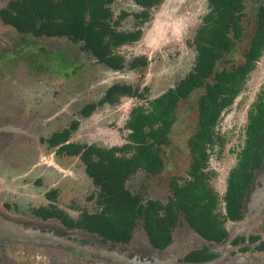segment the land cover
<instances>
[{
    "label": "trees",
    "instance_id": "1",
    "mask_svg": "<svg viewBox=\"0 0 264 264\" xmlns=\"http://www.w3.org/2000/svg\"><path fill=\"white\" fill-rule=\"evenodd\" d=\"M206 12L201 16L189 46L194 52L189 70L172 86L146 100L142 87L130 83H113L96 101L84 103L78 118L53 131L44 139L48 147L62 156L76 157L83 172L96 187L93 212L83 210L76 218L68 217L53 203L33 208L45 219L57 217L68 229H83L111 242H127L135 222L142 228L153 247L163 248L170 242L171 228L181 213L191 228L205 239H221L226 233L223 223L238 219L241 201L254 170L264 155V88L246 111L243 140L235 162L227 171L221 196L210 184L213 175L208 167L210 150L223 141L215 130L220 115L242 90L249 73L264 50V2L257 6L255 21L242 60L229 67L216 68L223 53L232 50L243 33L241 19L243 0H205ZM112 0H8L0 7V22L17 32L45 37H67L79 42L80 48L95 63L113 70H136L144 67V55L125 59L117 49L136 42L142 25L161 0H132L138 7L131 13L133 25L119 28L129 14L125 10L114 15ZM201 90L196 99V123L186 140L188 168L179 183L170 179L171 196L166 203L143 198L126 187L136 172L158 174L164 167L162 147L169 145V134L180 101L194 90ZM121 97L142 99L130 107L123 123L124 141L119 145L100 146L69 140L81 118L88 117L102 104H115ZM45 197L54 201L55 191ZM92 197V196H91ZM144 201V204L141 202Z\"/></svg>",
    "mask_w": 264,
    "mask_h": 264
},
{
    "label": "rangeland",
    "instance_id": "2",
    "mask_svg": "<svg viewBox=\"0 0 264 264\" xmlns=\"http://www.w3.org/2000/svg\"><path fill=\"white\" fill-rule=\"evenodd\" d=\"M6 1L8 0H0V7ZM263 2L264 0H243L244 10L241 19L243 33L240 39L235 42L232 50L223 53L220 61L216 64L217 69L229 67L232 63L242 60L243 51L247 47L253 30L254 13L257 6ZM109 6L114 15L121 10H125L129 14L120 21L119 28L125 29L133 25L131 13L137 11L138 7L132 0H112ZM206 10L205 0H161L151 9L150 19L142 25L140 38L132 44L123 45L117 49L127 60L134 56L144 55L147 59L146 65L136 70L125 68L119 72L109 71L95 63L92 57L83 54L79 42L77 44H62L58 50L48 53L49 56L52 55L50 59L43 60L42 53L36 51L33 45L24 46L30 40L29 34L26 36L10 26L1 25L0 22V38L8 43L4 50L0 46V113H11L12 116H8L16 118L20 110L25 107H28L29 113L37 111L40 115L53 110L54 113L45 114V118L57 114L60 117L55 120L54 127L46 130L48 133L51 131L50 129H60L66 126L72 118L76 117L74 115H77V110L82 102L95 98L101 91V85L104 86L109 81L119 80L123 83H130L140 90L142 87H146L147 90L143 91V97L148 100L172 86L191 67L194 52L188 42ZM58 43L54 41V47ZM33 61L39 62L42 68L32 67ZM82 62H87L88 66L80 70ZM90 65H95L96 69L89 68ZM7 68L10 69L7 71ZM73 71L74 73L71 74ZM59 78L61 85L56 83L59 82ZM72 85L74 91L70 93L69 88ZM263 88L264 50L249 73L242 90L232 104L221 113L215 126L223 143L221 146L215 145L210 150L208 167L213 172L210 184L218 196L222 195L227 171L233 166L236 153L242 144L246 111L256 94ZM200 92V89L194 90L177 106L175 121L169 134V145L161 149L164 162L162 170L155 175H149L144 171L134 173L125 184L131 192L138 193L143 198L164 199V196L170 192V179H176L181 183L186 177L188 168L186 140L195 129L196 99ZM53 98H55V105L59 109L50 105L48 100ZM144 102L142 99L121 97L115 104L98 107V110L91 113L88 121H82L76 132L71 134L70 139L76 142H93L102 146L121 144L125 138L123 123L128 110L133 105ZM66 107L72 112L69 116H66ZM20 128L19 124L1 123L0 133L16 135L21 131ZM22 135L19 133L18 137L20 138ZM17 138L15 136L13 138L12 150L10 148L7 150V153H11V155L15 152L12 155L14 159L10 161L11 170L4 166V161L0 170V192L5 190L8 194L7 196L0 194V203L5 202L8 207L6 211L0 207V221L14 227L67 234L80 245L98 242L97 237L87 232L68 231L54 220L42 221L30 216L29 207L43 202V192L53 185L54 179L58 185L55 203L59 208L71 216H75L82 209L92 211L95 207L93 201L85 198L92 192V189L88 185L90 181L84 177L82 165L76 157L54 156L55 154L52 153L54 149L48 148L45 144L40 149L38 142L36 145L32 139L18 140ZM19 152L22 157L18 159L14 156H19ZM35 156L38 164L40 162L51 164L57 168L59 175L46 178L45 172L39 170L33 172L32 164L35 163ZM52 156L55 157L59 165L54 163ZM1 158L7 160L5 156ZM263 180L264 159L262 169L256 175V184L244 201L243 218L240 222L229 224V233L236 225H248L250 222H255L257 214L264 215V186L260 187ZM260 234L264 239V231ZM0 242L44 247L49 249L53 259L66 264L70 260L69 255L77 253L69 248L29 240H11L0 236ZM210 245L215 251L218 250L217 245ZM57 250L63 251V253L60 255L56 253ZM118 251H125V249ZM263 253L264 251L255 253L254 256L260 257ZM77 254L81 255L79 252ZM91 257L100 262L112 263L94 256ZM251 264L257 263L251 262Z\"/></svg>",
    "mask_w": 264,
    "mask_h": 264
},
{
    "label": "flooded vegetation",
    "instance_id": "3",
    "mask_svg": "<svg viewBox=\"0 0 264 264\" xmlns=\"http://www.w3.org/2000/svg\"><path fill=\"white\" fill-rule=\"evenodd\" d=\"M1 25H4V24L1 23ZM22 34H25V33H22ZM29 38H30L29 42H27L24 46L33 45L35 47L36 51H39L40 53H42L43 60L50 59L52 57V55L49 56L48 53H52L53 50H58L60 48V46H62V44L65 45V43L66 44H68V43L77 44L78 43V42H73L64 36L63 37H45V36H34V35L29 34ZM54 41L59 42L56 47H54ZM0 46L3 48V50L6 49V47L8 46L7 41L1 40V38H0ZM81 51L83 52V54H86L87 57L89 56L83 50H81ZM33 63L34 64L31 63L32 67H35L36 69L42 68V66L39 62L33 61ZM86 66H88L87 62H82V66L79 69L81 70L83 67L85 68ZM92 67L95 68V65L89 66V68H92ZM9 69L10 68H7V71ZM107 69H109V68H107ZM94 71L97 72L96 70H94ZM109 71L119 72V70H113V69H109ZM91 72L93 73V70H91ZM73 73H74V71L71 72V74H73ZM56 83H58V84L60 83V85H61L60 78H59V82L57 81ZM113 83H123V82H120L119 80H114V81H109L104 86L101 85L100 93L97 94L95 98L83 101L82 105L86 102L98 100L100 98V96L104 93L106 88L109 87ZM69 91H70V93H72L74 91L73 85L71 88H69ZM48 101L50 102V105H54V108L57 107L55 105V102H56L55 98H53L52 100H48ZM104 104H107V103H104ZM104 104H102L101 106H103ZM107 105H111V104H107ZM80 107L78 108V110L80 109ZM57 109H59V107H57ZM78 110H77V112H78ZM65 111H66V116H69L72 113V112H70L71 110H69L68 107L65 108ZM52 112L54 113L53 110L48 112V113H52ZM48 113H44L42 115H40L37 111L29 113L28 107H25V109H21L20 113H18V117H16V118L9 117V116H12L11 113H8V114L5 113L7 115L0 113V124L1 123H7V124L8 123H10V124L14 123V124H19V128L21 127L20 128L21 131L17 132L16 135L6 134L3 132L0 133V144H1L0 145V170L2 169V164L4 162H5L4 166H7V168L8 169L10 168V170H11L10 161L12 159H14L12 157V155H14L15 152H13V154L11 155V153H7L8 152L7 150L9 148L12 150L13 138H14V136L17 138L19 133L23 134V135L20 138L18 137L17 138L18 140L23 139V138L32 139L35 141L36 145H37L36 142H38L40 149L42 148V146L44 144L47 146V144L44 142V139L47 136H49L53 131L58 130V129H53V130L50 129L51 131L48 133L46 130L48 128L54 127L55 120L58 117H60L57 114L56 116L51 115L48 118H45V116H46L45 114H48ZM74 116H76V117H74L72 119L78 118V114L74 115ZM71 117H73V116H71ZM42 119H44V120H42ZM45 133H47V134H45ZM70 137H71V135H70ZM70 137H69V140H70ZM36 145H35V149L37 147ZM48 148H52L55 150V148H53V147H48ZM54 150L52 152L53 155L54 154H55L54 156L58 155L55 153ZM3 156H5L7 158V160L6 159L3 160L1 158ZM54 156H52V159L55 161L54 163L59 165L56 162V159ZM14 157H18V159H19L20 157H22V154L19 152V156L15 155ZM66 157H68V156H66ZM69 157H71V156H69ZM18 159L16 158V160H18ZM36 159H37V157L35 156V160H34L35 163L32 164L35 167L34 168L32 166L33 172H36L37 170L45 172L46 178H53L54 175L59 173L57 168H55L51 164H46L45 162H40L38 164V161H36ZM263 159H264V155L262 157V160H261L259 167L254 170L252 179H251V181H250V183H249V185H248V187H247V189L243 195V198L241 201V209H240L241 213H240L239 218L235 219V220H227L223 223V228L225 230L226 235L224 238H221L218 240L211 239V238L205 239V238L201 237L200 234L196 230H194L193 228L190 227V225L186 222V220L183 218L181 213L178 215V217L175 221V224L171 228L170 242L166 246H164L163 248L153 247L149 243V241L145 235V232L142 228V221L140 219H138L135 222L134 227L131 229L130 237H129L127 242H119V241L111 242L107 239L105 241H102L100 236H98L94 233H89L83 229H77V228L68 229L65 226H63L61 221L55 216H49V217H46L45 219H42L41 217L36 216L32 212L33 208H37L40 206L45 207L49 203H53L58 209L63 211L70 218H76L78 216L79 212L83 211V209H82V210L78 211V213L75 216H71L66 211H64L63 209L59 208L56 205L55 199L57 197V192H58V190H57L58 188H56L58 186L56 179H54V181L52 183L53 185H51L50 188H48L47 190H45L43 192V202H41L39 205L29 207L28 213L30 214V216L37 218L39 220H42V221L54 220L65 230L87 232L88 234L97 237L102 242V244L105 245L109 249H115V250L116 249H118V250L119 249H125V250H130L134 253H140V254H148V253H155L156 252L158 254H166L167 260H175V261H182V262H193V263H198V264H200V263L201 264L202 263H206V264H251V262H259L260 261V260H257L256 258L252 257V256H254L255 253H260V252L264 251V239H263L262 235L260 234L261 232L264 231V223H263L264 215L263 214H260V215L257 214L258 216L255 217L256 221L250 222L248 225L247 224L246 225L245 224L236 225L231 230L230 233L228 231V226L230 223L240 222V220L243 218L244 201L246 199L247 194L251 191V189L256 184L255 183L256 182V175H257L258 171L260 169H262ZM82 169H83V167H82ZM82 173H83L84 177L87 178V176L84 174L83 171H82ZM89 183L90 184H88V185L92 189V192H90L88 195H86L85 198L89 201H93L92 203L94 204V207H95L94 210H95L97 208V204H96L95 199H94L95 193H96V187L93 186L91 184V182H89ZM261 186H264V180H263V182H261L260 187ZM4 189H6V188H4ZM50 190L55 191L54 201H51L50 199L45 197V193L50 191ZM0 194H2L4 196L8 195L5 190L1 191ZM169 196H171V188H170V192L164 196L165 197L164 199L157 198V200H159L160 204L164 205ZM151 199H153V198H151ZM141 203L144 204V201H142ZM0 207L2 209H4L5 211L8 210L7 204L5 202H1ZM94 210H92V211L86 210V211L93 212ZM229 234H231V237L228 239ZM200 237H201V239L206 240V242L199 241ZM210 244L219 246L218 247L219 250L215 251ZM56 253L61 255L63 253V251L57 250ZM76 254H73V255L70 254L69 255L70 260L67 264H117V263H113V262L112 263H106V262L97 261L93 257H91V255H88V254H82V253H80L81 255H78V254L76 255ZM62 262L59 260L53 259L52 254L49 252V249H46L44 247H32L30 245H25V244H18V243L12 244V243L0 242V264H66V263H64V262L62 263Z\"/></svg>",
    "mask_w": 264,
    "mask_h": 264
},
{
    "label": "water",
    "instance_id": "4",
    "mask_svg": "<svg viewBox=\"0 0 264 264\" xmlns=\"http://www.w3.org/2000/svg\"><path fill=\"white\" fill-rule=\"evenodd\" d=\"M70 231V230H68ZM14 232H20V234H15ZM50 235V236H49ZM0 236L6 237L11 240H22V241H35L45 244H51L54 242L55 246H61L65 248H69L71 250L77 251L82 254H88L99 259L105 260L107 262H114L118 264H198L193 262H182V261H175V260H167L165 254H156L150 253L147 254H140V253H133L129 250L125 251H118L115 249H109L105 245L102 244L100 240L95 244H87L81 246H87V248H80L78 247V243L72 238V236H68L67 234H56L53 231H42L40 229H31V228H20L7 225L0 221ZM60 237H64L62 241L57 240ZM231 237L229 234L228 239ZM201 238V237H200ZM47 241V242H46ZM202 242H206V240H201ZM50 242V243H49ZM88 247H95L94 249H104L109 251L111 254L108 255H100L99 253H95L92 250H89ZM219 247V246H218ZM219 250V249H218ZM257 260H260L259 264H264V253L260 257H255ZM201 264V263H200ZM206 264V263H202Z\"/></svg>",
    "mask_w": 264,
    "mask_h": 264
},
{
    "label": "bare ground",
    "instance_id": "5",
    "mask_svg": "<svg viewBox=\"0 0 264 264\" xmlns=\"http://www.w3.org/2000/svg\"><path fill=\"white\" fill-rule=\"evenodd\" d=\"M14 233H15V234H20V235L22 234V233H20V232H14ZM49 236H50V235H49ZM63 238H64L63 236H62V237L59 236V238H58L57 240L62 241V240H64ZM46 242H47V241H46ZM49 243H50V242H49ZM51 244L54 245L55 243L52 242ZM78 247H80V248H82V249H83V248H87V246H81V245H78ZM94 248H95V247H92V248H91V247H88L89 250H92V251H94L95 253H99L100 255H101V254H102V255H103V254H104V255L111 254L109 251H106V250H104V249H98V248L94 249Z\"/></svg>",
    "mask_w": 264,
    "mask_h": 264
},
{
    "label": "crops",
    "instance_id": "6",
    "mask_svg": "<svg viewBox=\"0 0 264 264\" xmlns=\"http://www.w3.org/2000/svg\"><path fill=\"white\" fill-rule=\"evenodd\" d=\"M99 65H101V64H99ZM103 66V65H102ZM103 67H105V66H103ZM105 68H107V67H105ZM107 106H109V105H107V104H104L103 106H101V107H107ZM96 110H98V107L93 111V112H95ZM91 115V114H90ZM88 116V117H85V118H81L80 120H79V125L82 123V121H84V120H89V118L91 117V116ZM87 120V121H88ZM79 125H78V127L77 128H79ZM77 130V129H76ZM76 130H75V132H76ZM125 135H126V130H125V134H124V137H125ZM71 141H74V140H72V139H70ZM79 142V141H78ZM86 143H93V142H86ZM100 146H102V145H100ZM201 239V238H200ZM202 240V239H201ZM200 241V240H199ZM156 253V252H155ZM156 254H158V253H156ZM166 255V254H165Z\"/></svg>",
    "mask_w": 264,
    "mask_h": 264
}]
</instances>
